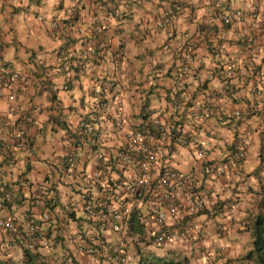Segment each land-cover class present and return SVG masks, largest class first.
Wrapping results in <instances>:
<instances>
[{"label":"crops","instance_id":"crops-1","mask_svg":"<svg viewBox=\"0 0 264 264\" xmlns=\"http://www.w3.org/2000/svg\"><path fill=\"white\" fill-rule=\"evenodd\" d=\"M127 1L126 6L120 0L81 4L78 0H3L0 6V68L20 73L15 99L0 98V141L4 144L0 186L11 193V200L0 207V216L13 219L22 231L30 212L50 214L39 226L35 249L27 250L30 256L23 248H6L14 233L0 229V260L5 264H104L95 255L75 251L89 229L80 197L81 191L90 189L88 175L94 160L84 154L75 167L68 168L63 158L64 138L72 134L80 116L92 114L102 124L99 142L92 148L111 150L120 144L123 136L108 121L117 92L124 97L133 122L156 114L181 120V131L205 147V160L222 158L239 132L250 131L244 160L221 176L207 175L205 163L190 146L174 145L172 155L176 167L196 170L212 190L204 210L194 216L198 231L209 241L208 264H245L237 258L250 247L248 221L262 207L258 181L251 171L259 162V145L264 139V31L248 15L229 25L217 18L248 2L264 13V0ZM168 10L173 14L171 36L157 24ZM52 20L56 26L50 25ZM96 23L107 27V39L118 49L117 59L87 57L83 63L63 62L60 51L64 48L80 57L85 36L95 39L88 31ZM222 41L225 53L219 48ZM188 43L194 48L193 72L182 92L175 85V75ZM228 59L248 71L237 80L224 78L220 70ZM172 97H178L174 105ZM196 104L211 107L212 113L199 120L193 114ZM24 114L32 115L35 122L27 125L25 142L18 146L15 126ZM11 158L14 163L8 165ZM235 199L239 206L229 208ZM218 224L224 227L219 238L213 234ZM135 229L129 232V240L137 244L146 231ZM103 234L116 235L108 228ZM135 247L141 249V245ZM194 247L174 246V254L188 255V264H204ZM139 255H135L137 264L142 262Z\"/></svg>","mask_w":264,"mask_h":264},{"label":"built area","instance_id":"built-area-1","mask_svg":"<svg viewBox=\"0 0 264 264\" xmlns=\"http://www.w3.org/2000/svg\"><path fill=\"white\" fill-rule=\"evenodd\" d=\"M84 1L78 0L79 4ZM2 2L3 0H0V6ZM122 2L125 1L122 0ZM244 15L257 19L255 23L257 29L260 32L264 31V13L249 2L245 7H232L230 11L217 19H220L223 24H230L234 19ZM172 20L173 14L168 10L157 23L165 30L167 36L172 35ZM50 25L56 26L57 21H50ZM86 30L85 28L82 31ZM88 32L95 39L90 40L88 36H85L80 57L72 55L71 58L68 53H63L62 60L73 64L83 63L82 59L87 57L115 61L118 57V49L109 43L108 30L104 23L92 25ZM163 48L167 49L168 44L164 43ZM219 48L222 53H225V41L219 43ZM193 50V44L188 43L179 58L175 85L182 92L186 78L193 72L191 65ZM247 71L233 59H228L220 70L222 76L230 81L239 79ZM156 72L161 73V68H157ZM19 78L20 73L17 70L0 68V98L5 97L10 101L15 99ZM70 79L68 77L63 81L64 89L68 88ZM255 91L260 94L259 88ZM176 102H178L177 97H172V104ZM111 105L113 112L108 121L123 136L122 142L111 150L92 148L99 142L102 124L98 117L92 114L82 115L72 127V134L64 138L67 146L63 158L69 168L76 166L84 154H89L94 160V168L88 175L92 188L87 190L88 193L86 191L82 199L83 210L90 220V230L86 231V236L89 238L82 240L76 246V250L87 255L98 251L108 264H126L131 254L125 235L135 219L145 225L149 233L154 236V242L159 245L171 243L174 240L195 238L198 234L194 223L184 217L191 216L204 208L206 197L212 190L207 182H202L197 171H183L174 167L172 160L174 143L194 148L196 157L206 163L204 171L210 175L221 176L230 170L233 163L245 156L250 142V131L244 129L239 132L232 149L221 159L205 160V147L196 138L181 132L174 139L172 120L156 114L141 122L131 121L121 92L114 95ZM211 113V107L202 108L201 104H196L193 111L199 120L207 118ZM235 114L239 112L235 111ZM34 122L32 115H22L19 124L15 126L18 146L25 142L27 125ZM3 146V142L0 141V148ZM13 163L11 158L8 165ZM38 196L36 194V197ZM10 200L11 193L0 187V207ZM238 205V201L234 200L231 207ZM48 218V213L39 217L35 212H31L26 220V228L18 231L17 223L13 219L0 216V229L14 233L13 237L6 241V248L20 247L33 250L40 221ZM182 219L184 220L174 227V221ZM105 228L116 231L118 236L115 239L104 236L101 230ZM214 234L217 237L222 235L221 225L217 226ZM197 245L201 256L207 259L208 239L199 238ZM0 264L5 263L0 260Z\"/></svg>","mask_w":264,"mask_h":264},{"label":"trees","instance_id":"trees-1","mask_svg":"<svg viewBox=\"0 0 264 264\" xmlns=\"http://www.w3.org/2000/svg\"><path fill=\"white\" fill-rule=\"evenodd\" d=\"M34 1H37V0H34ZM124 1L125 2L122 4L123 5L126 4L127 6L128 1L127 0H124ZM63 53H68L71 56V58L73 57L72 56L73 54L68 52L64 48V51L62 50L60 51V58ZM84 116H89V114H84ZM172 123H173V130H174L173 131L174 139H175V136L182 132L179 126L181 123V120L173 121ZM263 172H264V139L261 140L260 145H259V162L256 165V167L251 171V174H253L258 181L257 191L261 194L260 203L262 207L258 208L248 221V231H249V235L251 238L250 247L240 257L237 258V260H240L241 262H244L245 264H264V174ZM204 208H202L200 211H197V213L202 212ZM35 247H36V243H35ZM24 251L26 255L30 256V253H28L26 249H24ZM158 262L159 263L157 264H188V257L185 255H182L180 257L175 256V255L174 256L166 255L165 259L158 261Z\"/></svg>","mask_w":264,"mask_h":264},{"label":"clouds","instance_id":"clouds-1","mask_svg":"<svg viewBox=\"0 0 264 264\" xmlns=\"http://www.w3.org/2000/svg\"><path fill=\"white\" fill-rule=\"evenodd\" d=\"M259 10V9H258ZM114 97V96H113ZM251 135V134H250ZM174 142H175V140H174ZM234 143V142H233ZM174 145H175V143H174ZM232 147H233V144H232ZM248 148V147H247ZM232 149V148H231ZM247 151V150H246ZM245 156H246V154H245ZM245 156L243 157V159H241V160H238V161H236L235 163H237V162H239V161H242V160H244V158H245ZM221 159V158H220ZM210 160H217V159H210ZM66 163V162H65ZM67 164V163H66ZM206 164V163H205ZM234 164V163H233ZM67 166H68V164H67ZM75 167V166H74ZM174 167H176L175 165H174ZM204 167H205V165H204ZM232 167V166H231ZM68 168H69V166H68ZM178 168V167H177ZM180 169V168H179ZM231 169V168H230ZM181 170H183V169H181ZM190 170H194V169H190ZM183 171H188V170H183ZM196 171V170H195ZM230 171V170H229ZM228 171V172H229ZM205 172V171H204ZM227 172V173H228ZM198 173V172H197ZM207 175H208V173L207 172H205ZM198 175L200 176V174L198 173ZM201 177V176H200ZM202 182H205V181H202ZM90 183V182H89ZM92 187H91V183H90V189H91ZM89 189V190H90ZM81 193H82V195H81V197H80V202H81V208L83 209V207H82V199H83V197L86 195V192H83V191H81ZM87 193H88V191H87ZM235 200H237L238 201V203H239V199H235ZM234 201V200H233ZM233 201L231 202V205H232V203H233ZM231 205L229 206L230 208H237V207H231ZM205 207V206H204ZM84 211V210H83ZM200 211V210H199ZM85 212V211H84ZM31 213V212H30ZM29 213V214H30ZM44 213H48V212H44ZM44 213H42V215L44 214ZM49 214V213H48ZM197 214H199V213H195V214H193V215H191V216H188V215H186L185 217H184V219H189V220H191L193 223H194V225L196 226V228H197V226L199 227V225L197 224L196 225V223H195V221H194V216H196ZM42 215L41 216H39V217H42ZM85 215H86V213H85ZM87 216V215H86ZM28 217V216H27ZM50 219V214H49V218L47 219V220H49ZM184 219H182V220H175L174 221V227H176V226H178ZM40 220H42V218L40 219ZM47 220H44V221H47ZM44 221H40V224L42 223V222H44ZM90 221V220H89ZM40 224H39V226H40ZM218 225H221V224H218ZM217 225V226H218ZM217 226H216V228H217ZM222 226V225H221ZM137 227H141V228H143V230H145L146 232L144 233V232H142L141 234H142V236H140V237H138V239H137V244L140 246H143V245H146V246H148V249L149 250H152L153 251V249H158L160 252H161V254L159 255V256H157V257H161L162 258V256H166V255H175L174 254V250H171L170 251V249L172 248L171 246L172 245H174V242H171V243H167V244H164V245H159V244H156L155 242H154V236H152L150 233H149V231L145 228V225L140 221V220H138V219H135L134 221H133V223H132V226H131V228L129 229V231L126 233V235H125V239H126V241H127V247H128V250H129V252H130V254H131V257H130V259L128 260V262L126 263V264H129V262L132 260V258H135V255H136V253H132V251H131V246L132 247H134L136 250H137V253L138 254H140L139 255V258H138V260L139 261H141L142 260V262L141 263H139V264H142L143 263V261H144V258L145 259H148L149 257H147V255L149 254V255H151V257L153 258L154 256L152 255V254H150L149 253V251H146V255H144V253H142V250L141 249H138V248H136L135 246H138L137 244H135V243H133V240H129V236L132 234V233H129L130 231H135L136 229L135 228H137ZM223 226H222V235H223V233H224V230H223ZM39 229V228H38ZM88 230V229H87ZM86 230V231H87ZM90 230V229H89ZM111 230V229H110ZM216 230V229H215ZM113 232H115L116 233V231H114V230H112ZM91 232V231H90ZM197 232H198V234H197V236L195 237V238H188V241H191V242H193L194 243V245L197 247V251H198V253H199V256L200 257H202L201 256V253H200V250H199V248H198V245H197V240L199 239V238H201V237H204V236H202L201 235V233L198 231V228H197ZM101 233L103 234V229L101 230ZM214 233H215V231H214ZM213 233V234H214ZM221 235V236H222ZM105 236V235H104ZM118 236V234L116 233V235H115V237L114 238H111V237H108V238H110V239H115L116 237ZM214 236H215V234H214ZM220 236V237H221ZM107 237V236H106ZM215 237H217V236H215ZM89 237H87L86 236V233H85V237H82V239L75 245V251L76 252H78L77 250H76V246L82 241V240H86V239H88ZM219 238V237H218ZM183 240H187V239H183ZM148 241V242H147ZM174 241H181V240H174ZM147 242V243H146ZM132 243V244H131ZM208 245H209V241H208ZM208 245H207V253H208ZM35 249V248H34ZM174 249V248H173ZM78 253H80V252H78ZM80 254H83V253H80ZM84 255H87V254H84ZM97 256L98 258H100L103 262H104V264H108L102 257H101V255L98 253V251H96V252H94L93 254H91V255H89V256ZM175 256H178V257H180V256H182V255H175ZM185 256H187L188 257V255H185ZM202 258H204V257H202ZM159 263V262H158ZM209 263V253H208V256H207V259H205L204 258V264H208ZM154 264H157V263H154Z\"/></svg>","mask_w":264,"mask_h":264},{"label":"rangeland","instance_id":"rangeland-1","mask_svg":"<svg viewBox=\"0 0 264 264\" xmlns=\"http://www.w3.org/2000/svg\"><path fill=\"white\" fill-rule=\"evenodd\" d=\"M230 208V207H229ZM235 209V208H234ZM195 223H196V221H195ZM196 225H197V223H196ZM223 226V225H222ZM223 230H224V228H223ZM223 235H224V233H223ZM148 242V241H147ZM146 242V243H147ZM185 242H188L189 244H186ZM174 246H180V247H183V246H188V248H190V249H193L194 250V243L193 242H191V241H188V239L187 240H181V241H174V245H172L171 247V249H170V251L171 250H174L173 248H174ZM131 251H132V253L134 252V253H137V250L134 248V247H132L131 246ZM141 250H142V253H144V255H146L147 253H146V251H149V253L150 254H152L154 257L152 258L151 257V255H147V257H149L148 259H145L144 258V261H143V263L142 264H154V263H158V261H161V260H163V259H165L166 258V256H162V258L161 257H157V256H159L160 254H161V252L158 250V249H153V251L152 250H149L148 249V246H146V245H143V246H141ZM164 257V258H163ZM134 262V264H137V261L135 260V258H132V260L130 261V264H132Z\"/></svg>","mask_w":264,"mask_h":264}]
</instances>
